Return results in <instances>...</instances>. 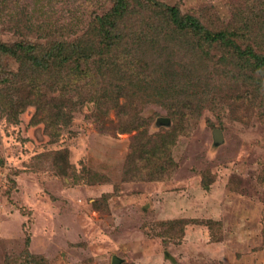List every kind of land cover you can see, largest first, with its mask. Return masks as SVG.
Masks as SVG:
<instances>
[{"label":"rangeland","instance_id":"obj_1","mask_svg":"<svg viewBox=\"0 0 264 264\" xmlns=\"http://www.w3.org/2000/svg\"><path fill=\"white\" fill-rule=\"evenodd\" d=\"M159 1L213 31L248 13L256 22L252 34L264 33V4L255 0ZM115 3L0 0V43L43 45L51 37L28 30L31 23L52 35L79 20L72 40ZM4 64L3 78L15 77L19 62ZM218 65L209 71L223 82L228 64ZM22 76L34 77L44 111L24 84L4 100L11 111L0 105V264H113L114 256L120 264H264V106L250 91L235 111H206L179 130L158 126L167 111L142 95L121 99L120 108L141 121L139 130L125 131L135 120L109 105L97 123L92 106L52 136L46 120L55 83L27 68ZM215 129L223 141H215ZM163 140L167 148L146 159Z\"/></svg>","mask_w":264,"mask_h":264},{"label":"trees","instance_id":"obj_2","mask_svg":"<svg viewBox=\"0 0 264 264\" xmlns=\"http://www.w3.org/2000/svg\"><path fill=\"white\" fill-rule=\"evenodd\" d=\"M255 4H264V0H255ZM236 20L233 26L213 31L194 15L183 14L178 6L159 0H116L111 9L96 16L91 26L72 40L69 37L77 32L79 20L62 24L55 35H50L41 23H31L28 30L34 34L43 32L42 37L51 39L43 45L25 41L0 43V84L5 86L0 89L1 108L11 111L12 106L8 107L4 100L11 97L10 91L24 84V88L35 89L38 98L32 103L38 105L39 114L44 111L41 89L36 88L34 77L22 76L26 68L35 74L42 72L55 83L52 90L56 94L49 102L51 113L46 120L50 122L47 131L52 136L71 126L75 113L92 106L99 111L92 112L97 123L102 122L100 111L108 105L117 109L118 115L134 121L135 116L120 110L121 99L132 100L142 95L162 103L170 118L166 126L172 129L174 124L172 130L183 129L206 111H235L237 99L241 95L246 97L247 91L264 106V33L252 34L256 22L248 13H239ZM22 28L21 33L26 30ZM65 28L69 29L67 35L61 32ZM9 59L19 62L20 69L15 77L3 78L4 62ZM214 61L228 64L223 82L209 71L216 64ZM140 123L136 119L124 129L139 130ZM150 148L153 150L146 159L160 155L167 143L156 142ZM60 152L59 159L67 161L68 156ZM57 170L66 174L68 167L64 170L60 165ZM261 183L264 185V171Z\"/></svg>","mask_w":264,"mask_h":264},{"label":"water","instance_id":"obj_3","mask_svg":"<svg viewBox=\"0 0 264 264\" xmlns=\"http://www.w3.org/2000/svg\"><path fill=\"white\" fill-rule=\"evenodd\" d=\"M159 122L167 125L170 123V118L169 117L160 118ZM214 137H215V141H217V140L223 141V132L220 129H215ZM120 261L121 260L117 256H114L113 264H120Z\"/></svg>","mask_w":264,"mask_h":264}]
</instances>
